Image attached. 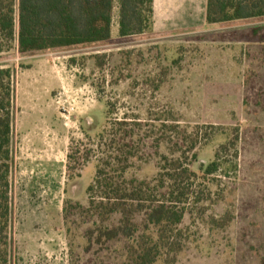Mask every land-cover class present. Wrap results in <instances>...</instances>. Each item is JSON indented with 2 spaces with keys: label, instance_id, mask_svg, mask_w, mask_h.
I'll use <instances>...</instances> for the list:
<instances>
[{
  "label": "rangeland",
  "instance_id": "1",
  "mask_svg": "<svg viewBox=\"0 0 264 264\" xmlns=\"http://www.w3.org/2000/svg\"><path fill=\"white\" fill-rule=\"evenodd\" d=\"M255 27L263 34L264 18L120 37L115 4L103 44L1 53L14 73L8 264H136L134 241L96 242L101 224L85 214L94 162L68 176L71 143L114 119L147 136L128 177L152 180L176 160L200 177L226 143L219 158L236 164L185 183L197 198L154 264H264V44L245 42Z\"/></svg>",
  "mask_w": 264,
  "mask_h": 264
},
{
  "label": "trees",
  "instance_id": "2",
  "mask_svg": "<svg viewBox=\"0 0 264 264\" xmlns=\"http://www.w3.org/2000/svg\"><path fill=\"white\" fill-rule=\"evenodd\" d=\"M115 4L120 37L151 30L153 0H0V54L10 51L15 42L22 55L103 44L111 38ZM256 18H264V0H206L205 23L209 26ZM262 29L251 28L245 42L264 44ZM13 119V69L0 68V264L9 262ZM140 126L138 121L107 120L94 138L85 135L87 143H71L67 168L71 177L86 164H95L92 183L86 189L85 214L101 224L96 227V242L132 240L135 246L128 248V258L136 264H154L166 249L173 251L176 245L171 240L177 235L185 204L197 198L192 184L185 183L205 180L223 168L235 170L236 164L219 158L226 143L216 151L214 161L200 167V177L179 160L167 166L165 158L152 180L128 177L131 161L140 158L147 137ZM95 152L102 157L96 159ZM75 206L81 209L80 204ZM137 216L142 217L140 223L135 221Z\"/></svg>",
  "mask_w": 264,
  "mask_h": 264
},
{
  "label": "crops",
  "instance_id": "3",
  "mask_svg": "<svg viewBox=\"0 0 264 264\" xmlns=\"http://www.w3.org/2000/svg\"><path fill=\"white\" fill-rule=\"evenodd\" d=\"M206 0H153V24L150 32L163 35L182 29L198 30L205 23Z\"/></svg>",
  "mask_w": 264,
  "mask_h": 264
}]
</instances>
